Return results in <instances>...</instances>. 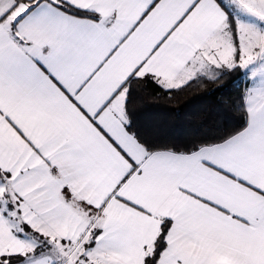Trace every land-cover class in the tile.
I'll use <instances>...</instances> for the list:
<instances>
[{"label":"snow or ice","instance_id":"1","mask_svg":"<svg viewBox=\"0 0 264 264\" xmlns=\"http://www.w3.org/2000/svg\"><path fill=\"white\" fill-rule=\"evenodd\" d=\"M227 80L232 127L139 121ZM0 264H264V0H0Z\"/></svg>","mask_w":264,"mask_h":264},{"label":"trees","instance_id":"2","mask_svg":"<svg viewBox=\"0 0 264 264\" xmlns=\"http://www.w3.org/2000/svg\"><path fill=\"white\" fill-rule=\"evenodd\" d=\"M234 80V78H233ZM233 80L222 89L202 88L172 103L148 101L138 109V118L149 133L177 141L215 134L239 121L232 107L238 95Z\"/></svg>","mask_w":264,"mask_h":264}]
</instances>
